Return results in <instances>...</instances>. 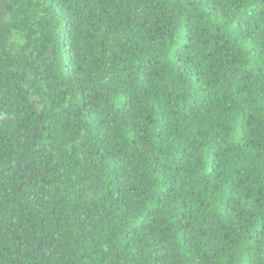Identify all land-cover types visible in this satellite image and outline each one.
<instances>
[{
  "label": "trees",
  "instance_id": "16d2710c",
  "mask_svg": "<svg viewBox=\"0 0 264 264\" xmlns=\"http://www.w3.org/2000/svg\"><path fill=\"white\" fill-rule=\"evenodd\" d=\"M0 264H264V0H0Z\"/></svg>",
  "mask_w": 264,
  "mask_h": 264
}]
</instances>
